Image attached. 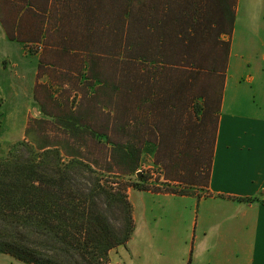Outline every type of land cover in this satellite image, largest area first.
I'll return each instance as SVG.
<instances>
[{"label": "trees", "instance_id": "obj_1", "mask_svg": "<svg viewBox=\"0 0 264 264\" xmlns=\"http://www.w3.org/2000/svg\"><path fill=\"white\" fill-rule=\"evenodd\" d=\"M235 6L236 0H0V19L11 39L42 48L38 74L54 55L71 56L83 69L101 53L120 54L122 132L134 140L132 128L140 127L144 142L157 136L168 166L187 172L171 178L184 183L181 189L165 192L190 195L193 187L209 193ZM52 30L58 40L45 42ZM64 119L68 129H88L72 115ZM126 145L134 172L142 147ZM79 163L95 172L35 140L0 154V253L24 264H110V251L132 237V204L115 181L87 177ZM73 167L81 171L76 176ZM120 205L121 223L108 215Z\"/></svg>", "mask_w": 264, "mask_h": 264}, {"label": "crops", "instance_id": "obj_2", "mask_svg": "<svg viewBox=\"0 0 264 264\" xmlns=\"http://www.w3.org/2000/svg\"><path fill=\"white\" fill-rule=\"evenodd\" d=\"M7 39L17 41L0 19V46ZM229 42L209 193L129 188L134 228L120 264H264V0H236ZM36 74L17 76L29 89Z\"/></svg>", "mask_w": 264, "mask_h": 264}, {"label": "rangeland", "instance_id": "obj_3", "mask_svg": "<svg viewBox=\"0 0 264 264\" xmlns=\"http://www.w3.org/2000/svg\"><path fill=\"white\" fill-rule=\"evenodd\" d=\"M8 19L11 20V17ZM52 31V37L45 38V42L58 40L57 30ZM41 51L40 46L37 48L35 44L20 40L7 39L5 46H0V154L7 153L17 141L31 143L35 140L39 144L57 145L64 162L72 159L90 165L95 171L92 174L80 163L74 164L86 171L85 176L102 178L105 185L111 184L104 180L115 181L113 185L119 186L127 196L133 182H143L149 189L160 192L184 186V183L171 178H180L179 173L187 172L176 173L168 166L167 159L161 156L164 153L160 155L158 152L157 136L149 135L151 141L144 142L146 135L142 136L140 127L132 128L139 135L134 140L122 132L120 54L109 56L101 53L103 59H97L83 69L78 67L79 61L71 56L60 58L54 55V62L44 65L45 72L38 74ZM22 70H36L35 86L33 80L29 89L22 85L17 76ZM71 115L87 125L88 129L84 125H78V129L64 126V118ZM31 120L35 121L27 132ZM129 143L135 148L142 147L134 172L128 168L124 155V146ZM27 149L24 147L20 153L27 155ZM77 168L73 167L75 176L81 172ZM190 190L193 192L194 187ZM124 214L121 205L120 210L114 208L108 212L120 223ZM117 250L118 247L110 253L120 264V250L116 254ZM9 256L0 253V264H11Z\"/></svg>", "mask_w": 264, "mask_h": 264}]
</instances>
